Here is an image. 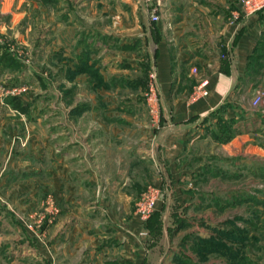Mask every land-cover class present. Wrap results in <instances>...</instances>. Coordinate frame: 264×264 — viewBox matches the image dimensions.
<instances>
[{
    "label": "rangeland",
    "instance_id": "1",
    "mask_svg": "<svg viewBox=\"0 0 264 264\" xmlns=\"http://www.w3.org/2000/svg\"><path fill=\"white\" fill-rule=\"evenodd\" d=\"M135 1L0 0V121L44 119L57 133L61 119L88 132L99 118L115 123L126 141L131 118L145 120L141 127L152 134L161 115L149 106L155 95L160 102L150 75L153 45L126 36V23L138 19L129 13ZM154 3L160 5L143 4L151 22L158 17ZM253 14L264 21V7ZM258 41L239 92L257 117L253 139L227 146L215 136L195 142L184 158L194 172L166 175L149 157L134 161L126 176L131 210L144 226L147 264H264V101L251 106L257 94L264 100V29ZM7 129L14 130V143L26 144L22 127ZM122 140L112 154L126 155ZM150 189L154 208L142 220L137 205ZM58 211L50 192L30 213L0 200V264H48L43 224Z\"/></svg>",
    "mask_w": 264,
    "mask_h": 264
},
{
    "label": "crops",
    "instance_id": "2",
    "mask_svg": "<svg viewBox=\"0 0 264 264\" xmlns=\"http://www.w3.org/2000/svg\"><path fill=\"white\" fill-rule=\"evenodd\" d=\"M145 1L130 7L138 19L126 23V36L153 45L149 62L161 115L152 134L146 135L145 120L131 118L126 141L115 123L99 118L88 132L61 119L57 133L44 119L0 121V200L30 213L50 192L59 208L43 224L48 264H147L144 226L126 187L134 161L152 158L166 175L194 172L184 158L195 142L215 136L223 146L236 145L252 140L258 126L239 92L264 21L245 15L240 0H159L152 7L158 19L151 22ZM202 81L206 93L193 95ZM14 125L23 128L24 146L13 142L16 134L7 128ZM120 140L126 155L116 156L111 151Z\"/></svg>",
    "mask_w": 264,
    "mask_h": 264
},
{
    "label": "built area",
    "instance_id": "3",
    "mask_svg": "<svg viewBox=\"0 0 264 264\" xmlns=\"http://www.w3.org/2000/svg\"><path fill=\"white\" fill-rule=\"evenodd\" d=\"M245 4H246V11H245V15H251L254 12L262 9L264 7V1L263 0H245ZM152 19L153 20H157L158 17L157 15H152ZM195 71V69H193ZM151 78H156V72L153 69V71L151 72ZM205 81H202L199 83V85H197L193 91V95L202 92L203 94L206 93L205 90H203V86L205 85ZM263 97L261 94H257L255 95L252 99H251V106L252 107H258L261 105V103L263 102ZM150 111L153 114H157L159 109H158V104H157V97L156 95L154 96V103L152 100H150ZM156 200V191L154 189H150L147 193H145L143 195L142 200L138 203L137 205V212L139 214V216L141 217L142 220H145L151 213V211L154 208V203ZM52 201H51V205H52Z\"/></svg>",
    "mask_w": 264,
    "mask_h": 264
},
{
    "label": "trees",
    "instance_id": "4",
    "mask_svg": "<svg viewBox=\"0 0 264 264\" xmlns=\"http://www.w3.org/2000/svg\"><path fill=\"white\" fill-rule=\"evenodd\" d=\"M257 44H260V41H258ZM255 49H256V46H255L254 50H255ZM250 58H251V55H250V57H249V60H250ZM249 60H248V62H249ZM249 65H250V64L247 63L246 73H245L246 75H247V73H248V71H249V70H248V69H249Z\"/></svg>",
    "mask_w": 264,
    "mask_h": 264
}]
</instances>
